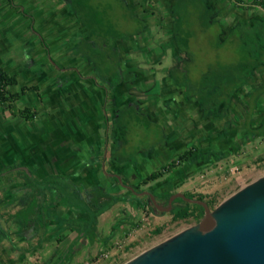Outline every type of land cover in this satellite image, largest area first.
Returning <instances> with one entry per match:
<instances>
[{"label": "crops", "instance_id": "obj_1", "mask_svg": "<svg viewBox=\"0 0 264 264\" xmlns=\"http://www.w3.org/2000/svg\"><path fill=\"white\" fill-rule=\"evenodd\" d=\"M177 1L128 0L127 4L132 9L130 15H134L135 19L139 20L146 33L166 29L169 24H163L162 20L157 21V17L167 15V13L169 14L170 32H172V9ZM24 2L30 12V17L36 16L42 30L49 32L47 37L49 40L52 39L50 43L54 51H59L60 54L68 47L73 48L69 53L65 52L69 63H66L63 58L61 61L64 64H59L60 68L52 67L43 46L42 36L31 31L29 18L22 16L20 10L13 8L10 0H0V68L18 78V85L11 87L10 91L19 93L23 87L37 86L40 88V95L34 91H28L16 103L19 109L31 108L36 112L33 122H26L13 116L8 110L0 108V208L3 207L6 210L15 208L17 210L21 207V202L14 192L20 178L17 171L11 172L16 166L31 171L34 179L38 182L51 175L62 176L65 183L81 192L102 187L106 193L121 196L122 199L117 204L97 219V231L94 236L88 235L84 238L64 263L84 264L100 253L108 252L111 256L109 264H113L115 255L122 250V247L119 250H114L112 247L114 245L117 247V244L123 245L121 232L126 230V222L129 220L126 215L121 213V210L127 208V215L132 219L133 213L135 214V211H130V208L133 209L131 204H135V201L125 194V191L130 189L120 184L117 177L126 185H131L136 180L138 181L139 177L141 178L135 172L137 166L132 169L127 164V158H130L128 155V147L131 145L130 132L129 142L123 148L107 139L109 127L113 126L115 121V113L117 110H122L121 116L125 114V118L120 121L128 127L133 123L131 120L139 116L141 112L145 116L148 115L147 118L151 124L159 122L153 117L155 114L163 120V123L159 125L163 129L164 141L160 149L156 148L158 150L156 156L150 158L149 162L143 163L140 167L145 171L141 182L180 154L175 151L179 139L177 130L179 119L177 117H184V114L182 115L184 108L177 112L172 120L171 117L168 119L172 111L167 108V104L163 103V107L155 106L152 110L150 102H141L142 97L148 96L149 98L150 95L153 97L156 85L147 90L139 88L138 92L131 95L128 93V98H126L124 93L127 90L122 87L129 85L128 83L125 86H119L107 95L103 84H97L96 71L91 69V66L84 65L75 56L78 43L73 42L79 32L70 38L71 32H73L71 29L85 30L79 17L73 16L69 10L70 7L63 0H24ZM205 2L219 14L216 21L220 23L222 30L225 29L227 32H230L237 22L252 21L258 18L264 20V16L258 15V13H264L261 8L238 9L231 0H205ZM151 15L155 17L152 19ZM73 22L74 24H72ZM142 42L145 44L146 40L144 39ZM176 55L173 53L170 56L172 61ZM166 57L159 56L158 63H163V59ZM60 58L61 56L57 58L59 62H61ZM146 61H150L153 65L157 63L150 59ZM134 63L137 62L134 61ZM80 66L81 72L71 68ZM84 67L86 70L83 71ZM62 69L64 70L62 71ZM165 69L154 71L153 68L152 70L153 78L157 76V72L163 74L160 81L157 80L158 85L164 84L166 82L164 80L170 78L167 74L169 68ZM150 72L143 69V78L137 79L138 86L143 79L149 78L144 73ZM37 79L40 81L32 83ZM164 94L166 95L160 91L159 95ZM133 101L139 105L133 106L135 107L134 112H131L133 107H128V105ZM142 107L143 111L140 110ZM107 119L109 125H107ZM200 123L202 125L199 126L200 130H192L187 136L192 137L189 147L197 144L198 139L204 136V125L206 124L203 119L200 120ZM207 131L206 135L209 138V131ZM167 134L168 137H166ZM132 137L135 142L138 140L137 135ZM182 138L185 137L181 136ZM184 148H186L184 150L188 149V147ZM115 153H117L119 162L114 159ZM92 158L95 159V162L86 165ZM229 160L230 158L226 159L225 163H229ZM217 164L206 169L203 168L204 174H200L201 171L189 172V175L184 177V181L178 179L180 184L176 180L174 192L186 195L200 193L201 195L214 194L212 197L217 196L218 193L215 191L219 189V178L221 177V183L225 180L224 175H218V179L215 181L214 175L217 173L215 169H218L215 166ZM185 169L188 172L190 168L186 165L179 168L182 171ZM231 172H234L233 168H231ZM180 173L182 172H173L170 174V178H174ZM170 178L167 177L164 183H162L164 180L151 183L152 186L146 188V191L156 190L158 193H163L165 188H168L166 182ZM9 179L13 181L9 182ZM182 186L184 188H181ZM142 202H140L141 206L144 204V201ZM146 210L147 217L142 218L143 223H146L150 218H154V222L164 221L162 215L158 216L147 208ZM4 211L0 209V213ZM49 213L48 229L43 234L41 245L37 249L30 250H27L28 244L23 230L12 222L5 223L0 219V228L7 235L6 238H0V264H55L79 233V227L76 225L72 228L66 227L65 221L77 220L86 224L90 221L89 214L80 207L51 208ZM138 215L136 213V216ZM142 231H145V228ZM128 237L127 242L133 238L131 235Z\"/></svg>", "mask_w": 264, "mask_h": 264}, {"label": "rangeland", "instance_id": "obj_2", "mask_svg": "<svg viewBox=\"0 0 264 264\" xmlns=\"http://www.w3.org/2000/svg\"><path fill=\"white\" fill-rule=\"evenodd\" d=\"M70 1H72V7H74L75 11L80 13L79 19L81 20V22L87 25L85 30L87 28L90 30L89 38L97 46L95 47V51L97 49H102L105 43L106 45H111L112 43H114L120 48L124 66L130 72L135 73L137 79L143 78V69H145L146 71H151L148 74L144 73V75L146 77L149 76V78L147 77L145 78V80L143 79L144 82H140V86L137 85V79L135 82L129 83V85L125 86V84H123L125 87L122 88L127 90L124 93L126 98H128V93L131 95L135 92H138L139 88L140 90H147L156 85L154 94H152L153 97H150V95L149 98L147 96L146 98L142 97L141 99H138H140L141 102H150L149 105L152 110L155 106L163 107V103L167 104V108L172 111V114L168 117V119L171 117L172 120L174 119L176 113L180 112V110L184 108V111L182 113V115L184 114V117H177L179 119V127H177V130L179 131V139L177 141V147L175 149L177 153L184 152V149H186L184 147L189 148V141L192 138L187 136L190 135V132L192 130L197 129L196 131H198L200 130L199 128H201L199 126H202L200 120L203 119V113L198 106L189 103L182 96L183 89L178 88L175 81L172 80L170 76V78L164 80L166 81L164 84L158 85L157 82L160 81L159 79L160 77H163V74L161 72H157V76L153 78L152 75L154 72L152 70L154 68V71H156L157 69H161L162 71L165 68H170L173 64L172 58L170 56H172L173 53L178 54V49L175 46V42L172 36V33L174 32V21L175 33L180 35L184 39L185 43L187 44V50L189 51L190 56L193 59L191 60L192 66L190 70V75L192 76V78L198 77L200 73L206 71L210 66H212V68H216L219 65L227 67L235 63H239L241 60H243V58L245 59L243 54H235L232 52L233 50L231 51L230 38L229 40H226L225 45L222 48H219L220 50L216 49L219 42V31L220 33L223 32L225 34V36L223 35L222 38L226 37L229 32H227V30L225 29L221 31L220 23L210 26L207 25L206 20L201 18L200 12L202 10L201 6H203V3L200 0H184L182 3H179L178 7L175 10L176 18L175 20H172V32H170V23L168 19L169 14L167 13V15L164 14L161 17L158 15L159 17H157V21L162 20L161 22L163 24H169L168 27H166V29H164L163 31H149L147 33L143 30V25L139 24V21L137 19H132V16L130 15L132 9L128 7V0ZM63 2L66 5L71 6L67 2H65V0H63ZM13 4L14 6H11L17 10H20L22 16L29 18L31 31H34L35 33L42 36L43 46L45 48V51L47 52L48 60L50 61L52 67H55L56 69L60 68L61 65L59 64H64V62L61 61V59L63 60V58L64 60H66V63H69V59L67 55H65V52L69 53V51L72 50L73 47H68L65 50H62L60 54L59 51H54L51 47L52 44L50 43V40L52 39L49 40L47 37L49 32L42 30V26L39 24L36 16L30 17V12L24 0H13ZM69 10L71 11V13L74 12L71 7ZM259 14L264 16V13L262 12L258 13V15ZM74 15L75 12L73 13V16ZM154 17L155 16H152L151 18L153 19ZM72 24H74V22ZM85 30L75 31L74 28L71 29V31L73 32H71L72 36H70V38L74 37L79 32V34L76 35L77 38H75V41L73 42L78 43V46L76 48L77 53L75 56H77L78 60L80 59L84 65H86L87 67L91 66L90 68H93V70L95 71L97 65H99L100 72L103 73L102 67L109 62V58L107 59L108 62H105V60H103L101 57L95 58L92 54V50L89 51V49L84 48L81 45V42L84 41V39H88ZM141 30L143 31L139 32ZM128 36H130L129 39L127 41H124V39H126V37L128 38ZM144 39L146 40V43L142 44V41ZM161 55L167 57L163 59V63H158L157 60H160L159 56ZM59 56H61L60 61L62 63L57 59ZM149 59L151 61H157V63L153 65V63H150V61H146ZM131 60H134L137 63H134V61L131 62ZM186 60L189 61L188 58ZM96 61L98 62V64ZM66 66L69 65L66 64ZM71 68H74L75 70H77V72H81V66L77 67L78 69L76 67ZM63 70L64 69H62V71ZM82 70L84 71L86 70V68L84 67V69L82 68ZM39 81L40 80L37 79L32 83H37ZM262 84H264V69H259L256 75L249 81L248 87L240 91L239 94L235 95L233 103L230 107V113L225 119L231 124V126L229 135L224 140H220L217 136V132L220 131L219 125H216V123L212 120L203 119L206 124L204 125V136L198 139V142H201L203 148L205 150L210 148L229 150L232 153V155L230 156V160H233V162H230L229 160V163H225V160H223L220 162L221 164L218 163L215 166V168H218L215 169V171H217V173H215L214 175L215 181L216 179H218V175L225 176V180L223 183H221V177L219 178V189L215 191L218 193L217 196L212 197V195L214 194L203 195L206 197V199H214L216 201V206L220 204L224 199L238 192L243 187L264 177V136L256 137L250 144L244 143V137L246 134L244 130V121L248 114L249 104L248 92ZM160 91L161 93H166V95H159ZM156 101L158 102V104ZM135 104L137 103H135L134 101L130 102L128 107H133L135 106ZM134 108L135 107H133V110L130 111L134 112ZM140 110L143 111V107L140 108ZM143 113L145 114V112ZM147 116L148 115L145 116L141 112L139 116L131 120L133 121V123L131 126H129V132L131 134V145L130 147H128V155L130 156V159L127 161V164H129L132 169L137 166L135 172L141 176V178L139 177L138 181L136 180L135 183H131V185H126L123 183L124 187L130 188L131 190L134 189V186H137L140 183V180L145 176L144 169H141L140 167L143 165V163L146 164L147 162H149L150 158H154L156 156L158 152L156 148L159 147L158 149H160L161 144L164 141L163 129L159 125L160 123H163V120L161 118H158L157 114H155L153 117H155L159 122L151 124ZM261 117L262 115L260 113L254 117L253 120L255 124L259 123ZM124 118L125 114H122L121 120L123 121ZM206 130L209 131V138L206 135ZM134 135L138 136V140L136 142L132 137ZM198 135L201 134L198 133ZM181 136L185 138L181 139ZM166 137H168V134L166 135ZM151 167L152 165L150 166V168ZM231 168H233L234 170L233 173L231 172ZM199 171H201L200 174H204L203 169ZM177 172H182L185 174V176H188L189 172L198 171L188 169L187 172L186 169L183 171L178 169L176 173ZM168 176L169 175H166L163 179H161L164 180L162 183L166 181ZM181 180L184 181L185 178H182ZM177 181V183H181L180 180ZM150 186H152L151 183L150 185L141 187V190H144L143 192H145L146 188H150ZM181 188H184V186H182ZM137 192L140 193V191ZM125 194L134 199L135 204H131L133 209L130 208V211H135V214L133 213L132 219L127 215V208L121 210V213L126 215V218L129 219L126 222V230L121 232V235L123 236V238L121 239V242L123 243V245L121 246V251L123 252L124 249L126 250L124 251V255H121V251L118 252L117 255H115V261L113 264H126L130 262L142 253L163 243L164 241L183 232L184 230L198 224L205 217L204 215L198 221L199 218L196 217V212L191 208L190 216L186 219L176 220L174 216L165 214L162 215V220L164 221L154 222V218H150V220H148L146 223H143L142 218L147 217V210L143 209L138 199L135 198V195L130 190H126ZM194 195L201 194L197 193ZM0 209L4 211L5 208L2 207ZM136 213L141 215V217H139V215L136 216ZM156 215L160 216L159 214ZM144 228L145 231H142ZM129 235H131L133 238L131 241L127 242L126 239L129 238ZM93 236L94 233L91 235V237ZM112 248L114 250H119L115 245Z\"/></svg>", "mask_w": 264, "mask_h": 264}, {"label": "trees", "instance_id": "obj_3", "mask_svg": "<svg viewBox=\"0 0 264 264\" xmlns=\"http://www.w3.org/2000/svg\"><path fill=\"white\" fill-rule=\"evenodd\" d=\"M183 1L184 0H178L174 5L172 9L173 20L176 18V8L179 3H182ZM200 1L203 3L200 12L201 18L205 19L209 26L218 24L216 19L219 17V14L207 5L205 0ZM10 2L11 5L14 6L13 0H10ZM65 2L71 5L69 7L73 9L77 17H80V13L76 12L74 7H72V1L65 0ZM231 2L235 7L242 10H253L255 8H261L264 10V0H231ZM132 19L135 20L134 15L132 16ZM139 24L141 23L139 22ZM83 26L84 28L87 27L85 23H83ZM173 30L174 32L172 33V36L178 49V54L174 57L173 64L168 69L167 74L175 81L178 88L183 89L182 96L189 103L200 108L204 120L209 119L214 121L216 125H219L220 131L217 132V136L220 140H224L228 137L231 126V124L225 119L230 113V107L235 95L248 87L249 81L256 75L259 69H264V20L258 18L252 21L237 22L226 37L223 38L222 36H225V34L223 32L220 33L219 31V42L216 49L222 48L225 45L226 40H229L230 38L231 51L233 50L232 52L235 54H243L245 59L243 58L239 63L227 67L219 65L216 68H212V66H210L196 78H192L190 75L192 66L191 60L193 59L187 50V44L184 39L175 33V21ZM89 31L88 28L85 30L88 39L85 40L83 38L84 41L81 42V45L84 48L89 49V51L92 50V54L95 58L101 57L105 62H108L107 59L109 58V62L102 67L103 73L100 72L99 65L96 67L98 77L97 84H103L105 93L108 95L123 84L135 82L137 76L124 66L120 48L114 43L111 45H106L105 43L102 49H97L95 51V47L97 46L90 40ZM221 31H223L222 28ZM139 32H142V30ZM129 37L130 36H128V38L126 37L124 41H127ZM182 41L184 45L182 44ZM187 58L189 61L186 60ZM16 85H18L17 76L9 74L4 69L0 68V108L2 110H8L13 116L21 118L26 122H33L36 118V112L31 108L19 109L16 106V103L20 100L21 96L28 91H34L40 95V88L37 86L30 88L23 87L19 93H12L10 88ZM248 95V114L244 121V130L246 133L244 137L245 144H250L256 137L264 136V84L250 90ZM135 106H138V104H135ZM121 112L122 110L116 111L113 126L109 127L107 132V139L111 140L114 144H119L123 148L129 142V127L120 121ZM259 113L262 117L259 123L255 124L253 119ZM106 121L107 125H109V120L107 119ZM231 155L232 153L229 150L216 148L205 150L201 142H198L197 144L190 146L184 152L178 154L176 158L168 162L167 165L152 172L137 186H134V189L131 190V192L135 195V198L138 199V201L141 203L144 201V204L142 205L143 209L147 208L152 213L165 215L164 213L158 212L148 196L140 197L137 195V191H140V193L143 192L144 190H141V187L159 181L166 175H169L168 177L170 178V174L176 172L182 166L186 165L192 170L199 171L226 160L230 158ZM114 159L119 162L117 153L114 154ZM129 159L130 158H127V161ZM94 162L95 159L92 158L86 165ZM13 171H17V175L20 178V182L18 183L17 188L14 189V192L17 194L18 199L21 202V207L17 210H15V208H10L1 212L0 219L5 223L12 222L15 226L23 230L25 240L28 244L27 250L37 249L41 245L43 234L48 229L47 220L50 218L49 209L77 207L69 205L66 198L58 189L39 188L36 186V183L43 185L48 183H59L70 190L76 198L85 201L91 210L97 213L93 231L90 235L96 232L97 219L122 199L121 196L106 193L102 187H96L81 192L65 183L62 176L51 175L43 181L38 182L34 179L33 173L25 168L16 166L11 170V172ZM184 177L185 174L180 173L176 177L167 180L166 184L168 188H165L163 193H158L156 190L150 192L155 196L160 205L166 207L170 197L175 194V181L178 179L181 180ZM12 181V179H9V182ZM187 196L191 199L207 202L211 210L216 206V201L214 199H206L203 195L187 194ZM191 208L196 212L195 215L199 218L198 221L205 215V210L202 206L189 204L181 199H177L174 202V208L169 214L174 216L176 220L186 219L190 216ZM65 223L66 227L72 228L74 226L69 220L65 221ZM1 237L6 238L7 235L5 231L0 228V238ZM59 241H61L60 238Z\"/></svg>", "mask_w": 264, "mask_h": 264}, {"label": "water", "instance_id": "obj_4", "mask_svg": "<svg viewBox=\"0 0 264 264\" xmlns=\"http://www.w3.org/2000/svg\"><path fill=\"white\" fill-rule=\"evenodd\" d=\"M36 186L58 189L69 205L83 208L90 216L88 224L71 222L79 227V233L55 263L64 264L73 249L93 231L97 213L59 183H36ZM137 195L148 196L160 213H171L174 202L181 199L202 206L205 217L126 264H264V177L224 199L213 210L207 202L179 192L170 197L166 207L149 191Z\"/></svg>", "mask_w": 264, "mask_h": 264}, {"label": "built area", "instance_id": "obj_5", "mask_svg": "<svg viewBox=\"0 0 264 264\" xmlns=\"http://www.w3.org/2000/svg\"><path fill=\"white\" fill-rule=\"evenodd\" d=\"M121 246L117 244V249H121ZM125 252L123 251L121 255H124ZM111 259V256L108 252H102L92 258L91 260L85 262L84 264H109V260Z\"/></svg>", "mask_w": 264, "mask_h": 264}]
</instances>
